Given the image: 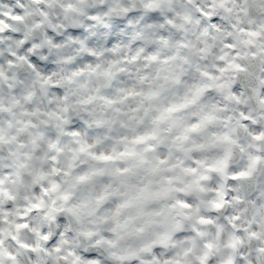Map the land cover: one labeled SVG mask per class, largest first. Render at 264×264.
<instances>
[{"label":"clouds","instance_id":"9594fccd","mask_svg":"<svg viewBox=\"0 0 264 264\" xmlns=\"http://www.w3.org/2000/svg\"><path fill=\"white\" fill-rule=\"evenodd\" d=\"M0 264H264V0H0Z\"/></svg>","mask_w":264,"mask_h":264}]
</instances>
